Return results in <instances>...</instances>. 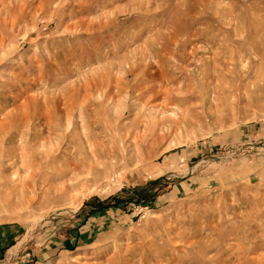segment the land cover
<instances>
[{"label":"rangeland","instance_id":"obj_1","mask_svg":"<svg viewBox=\"0 0 264 264\" xmlns=\"http://www.w3.org/2000/svg\"><path fill=\"white\" fill-rule=\"evenodd\" d=\"M0 264H264V0H0Z\"/></svg>","mask_w":264,"mask_h":264},{"label":"bare ground","instance_id":"obj_2","mask_svg":"<svg viewBox=\"0 0 264 264\" xmlns=\"http://www.w3.org/2000/svg\"><path fill=\"white\" fill-rule=\"evenodd\" d=\"M59 190H60V193L63 194V195H65L67 193V190L64 189L63 187H60Z\"/></svg>","mask_w":264,"mask_h":264},{"label":"trees","instance_id":"obj_3","mask_svg":"<svg viewBox=\"0 0 264 264\" xmlns=\"http://www.w3.org/2000/svg\"><path fill=\"white\" fill-rule=\"evenodd\" d=\"M115 198H113V201H114ZM118 203V202H117ZM117 203H114L113 205H116ZM107 206H104V208H106Z\"/></svg>","mask_w":264,"mask_h":264}]
</instances>
